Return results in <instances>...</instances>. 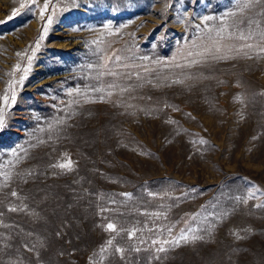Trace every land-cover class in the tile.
Wrapping results in <instances>:
<instances>
[{
    "label": "rangeland",
    "instance_id": "1",
    "mask_svg": "<svg viewBox=\"0 0 264 264\" xmlns=\"http://www.w3.org/2000/svg\"><path fill=\"white\" fill-rule=\"evenodd\" d=\"M44 2L0 0V264H264V4Z\"/></svg>",
    "mask_w": 264,
    "mask_h": 264
},
{
    "label": "snow or ice",
    "instance_id": "2",
    "mask_svg": "<svg viewBox=\"0 0 264 264\" xmlns=\"http://www.w3.org/2000/svg\"><path fill=\"white\" fill-rule=\"evenodd\" d=\"M30 3L31 5H36L37 4V0H30ZM264 4V0H246V2L243 4V6L240 8V12L241 13H244L245 11H252L254 8L260 6ZM24 5H22L23 7ZM49 8V0H45L44 4L42 7H40L39 9V14H40V19L41 20H44L45 19V16H44V13L45 11H47ZM13 15H16V12L14 11L13 12ZM229 15H236V13H230ZM260 15L264 16V13H260ZM213 19L212 17H204V20H211ZM2 23V22H0ZM53 23V19H52V15H49L47 18H46V23L44 25V32L46 33L48 31V25H51ZM245 25H248L250 23H255L254 20H245L243 22ZM224 33V29L221 28L220 31L217 33V38H211L210 37V40H211V46H206L204 47L203 51L198 53V55L200 56H204L205 53L209 54L212 56V58L214 59H226L227 57L225 55H218L219 53H221L222 51L224 50H227V51H232V49L230 48H227L226 44L224 43L225 41V37L223 35ZM251 33H249L248 35H244V34H241L239 36V39L241 41H247L248 39L251 38ZM232 36V33L229 31L228 32V37H231ZM45 37L44 35H41L40 37V40H43ZM261 39L264 40V32L261 33ZM39 45L37 44V47ZM244 48L246 49H251L253 47V45L251 44H248V43H245L243 45ZM260 51L262 53H264V47H261ZM35 53H33L34 55ZM18 56L22 55V53H17ZM189 55H191V53H189ZM245 55H247V53H245ZM105 63L102 65V67L104 68H107L108 66V61L112 60V59H116V60H119V56L117 54H113V56L111 57H105ZM145 59H147V57H145ZM28 61H29V65H31L32 63V56H29L28 57ZM200 63V61L198 60H191L190 61V64H198ZM89 67H92L91 65H89ZM177 67H180V65H177ZM16 68H19V65H16ZM25 73H27L29 71L28 68H25L24 69ZM103 74V73H101ZM111 74V73H109ZM24 80V77H21V81L20 83H22ZM176 83H179L180 81H175ZM96 91H99V89H96ZM121 91H126V89H121ZM108 95H111V92L108 93ZM101 100L104 99L103 96L100 97ZM11 100L13 103H15L16 101V94L15 92H13L12 96H11ZM4 103L5 105L8 104V96L5 95L4 97ZM59 123H62V121H59ZM8 121L6 119V114L4 112L3 109H0V133H3L5 132V130L8 128ZM201 143H204V141H201ZM52 167H59L61 169H65V170H68V171H71V161L69 160L67 163H61V164H58V165H52ZM28 175H32V173H29ZM256 191H259V189H256ZM127 195V194H125ZM11 196L12 197H17L18 196V193L16 191H12L11 192ZM254 198V193L253 192H250L248 193V197L247 199H252ZM237 199L239 201H241L242 203H247V199L243 198V197H237ZM255 207L257 208H264V204H256ZM20 209L16 208V207H10L8 209V211H11V212H16ZM101 211H108V209H104L102 208ZM0 215H2V213H0ZM148 215H155L157 217H159L160 213H149ZM105 229L109 232H117V226L114 224V223H108L106 224L105 226ZM120 231H125V229H120ZM136 229H132V230H127V235H128V238L131 240L133 239L135 236H136ZM169 232H171V229H168ZM57 235H59V233H57ZM203 237L202 236H199V235H195V234H192L191 236H189L188 234H184L182 233L178 238H173L172 240H168V239H165V240H152L151 241V244L153 246H157L156 247V252L158 253H165L168 251V248L165 247V245H172V246H179L181 244V242H184V243H195L196 241L198 240H202ZM141 243H144V241H141ZM107 245L109 247H112L113 246V240L112 239H109L107 241ZM27 247V246H26ZM31 250V249H29ZM135 252H140L142 251L141 248L139 247H135L134 249H131ZM144 251H148V249H143ZM107 251V248H102L101 249V252H106ZM114 252L117 253V254H120V258L123 260L125 259V252H126V249L124 248H121V247H115L114 248ZM153 259H156V260H159L161 259L160 256H153Z\"/></svg>",
    "mask_w": 264,
    "mask_h": 264
}]
</instances>
